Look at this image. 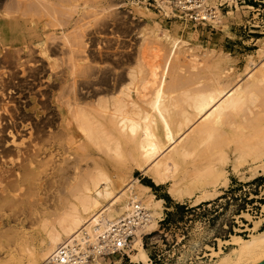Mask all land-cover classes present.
<instances>
[{"label":"bare ground","instance_id":"bare-ground-1","mask_svg":"<svg viewBox=\"0 0 264 264\" xmlns=\"http://www.w3.org/2000/svg\"><path fill=\"white\" fill-rule=\"evenodd\" d=\"M47 3L0 0V264H51L62 243L84 229L99 234V217L125 212L130 201L144 207L151 222L137 233L129 258L150 264L141 236L156 231L160 215L172 208L133 170L156 187L168 185V196L181 202L193 195L184 180L197 167H180L202 146L212 160L197 173L210 184L197 177L196 205L227 187L231 156L232 171L251 157L250 170L263 175L264 151L251 150L250 142L264 121V46L246 58L242 79L234 78L235 60L222 47L218 55L206 50L215 55L208 70L190 71L182 37L149 24L159 43L150 55L131 41L132 28L116 21L105 25V50L97 43L92 64L76 62L70 47L64 60L66 43L51 38L62 26L61 13ZM142 4L129 5L154 19L158 7ZM160 53L163 62L156 60ZM258 101L252 113L248 106ZM258 225L249 239L232 236L229 245L236 248L215 264L264 263ZM111 260L96 256L93 264H119Z\"/></svg>","mask_w":264,"mask_h":264},{"label":"rangeland","instance_id":"rangeland-1","mask_svg":"<svg viewBox=\"0 0 264 264\" xmlns=\"http://www.w3.org/2000/svg\"><path fill=\"white\" fill-rule=\"evenodd\" d=\"M119 1L47 0L48 7L56 8L61 13L62 26L56 28L57 34L51 38L57 43H66L64 48L66 55L62 57L64 60L69 57L67 50L70 47L74 50L76 62L82 59L83 63L92 64L93 50L97 43L105 50L106 45L101 42L105 25L116 21L130 26L131 41L138 46L143 45L148 48L150 55L155 53L159 43L152 37L149 24L151 26L158 24L161 31L182 37L185 44L181 46V57L184 58L186 66L195 68L190 71H204L205 68L208 70L211 58L222 53L218 49L223 48V53L235 60L234 78L240 75L242 79L246 58L264 46V27L261 26L264 22V4L260 3L261 0L229 1L228 5L232 9L227 8L223 11L221 15L223 20H220L218 25V35L214 31L210 33L208 28L193 27L171 16L164 19L150 5L147 8L155 11L154 19L136 15L129 4L145 7L142 4L143 0H123L124 5H120ZM225 12L230 14L225 15ZM209 45H214L215 48L208 47ZM207 49H213L215 55H206ZM156 60L164 61L162 53ZM260 106L258 101L255 105H249L248 108L255 113ZM246 116L251 117L247 113ZM260 125L261 129L253 132L250 144L251 150L263 152L264 121ZM225 130L229 129L226 127ZM244 136L248 139L250 134L244 133ZM202 148L201 146L189 154L180 167L181 172L185 168L197 167V171L190 173L184 180L190 185L188 189L193 195L184 197L181 202L173 201L168 196V185L156 187L141 173L133 170V177L141 184L149 186L156 200H163L165 208H172L171 211H164L160 215L156 231L141 236V244L151 260L150 264H215L218 257L228 256L236 248L229 245L232 236L249 239L255 222H259V230L264 229V209L262 208L264 206L262 198L264 173L259 172L263 175L258 176V172L254 174L250 170L251 157H245L246 162L240 165L237 172H234L231 168L233 158L231 156V161L225 169L228 174L227 187L219 189V194L209 198L207 202L196 205L195 201L201 193V191H194L195 184L199 181L197 177H200L203 183L210 184L203 172L197 173L205 170L206 164L212 160L207 154H202ZM231 148L232 144L225 146L227 151ZM27 232L32 233V230L29 229ZM132 240L134 242L135 238ZM2 243L3 235L0 234V245ZM36 245L34 241L32 246L36 248ZM133 253L134 251H131L128 256L123 257L114 256L111 261H118L119 264H135L129 258V255Z\"/></svg>","mask_w":264,"mask_h":264},{"label":"built area","instance_id":"built-area-1","mask_svg":"<svg viewBox=\"0 0 264 264\" xmlns=\"http://www.w3.org/2000/svg\"><path fill=\"white\" fill-rule=\"evenodd\" d=\"M145 1L147 6H157L158 12L164 19L171 16L193 27L208 28L210 33L214 31L217 35L220 24L217 21L218 16L222 15L227 8L232 9L228 5L231 0ZM260 3L264 4V0ZM228 14L230 12H225V15ZM261 26L264 27V22ZM150 222L146 209L138 202L130 201L129 208L125 212L111 218H108L106 214L99 217V234L91 235L84 229L75 237L62 243L54 251L51 264H93L96 256H103L108 260L114 256H128V253L132 251V239L136 240L137 233L149 226Z\"/></svg>","mask_w":264,"mask_h":264},{"label":"water","instance_id":"water-1","mask_svg":"<svg viewBox=\"0 0 264 264\" xmlns=\"http://www.w3.org/2000/svg\"><path fill=\"white\" fill-rule=\"evenodd\" d=\"M262 264H264V263H262Z\"/></svg>","mask_w":264,"mask_h":264}]
</instances>
